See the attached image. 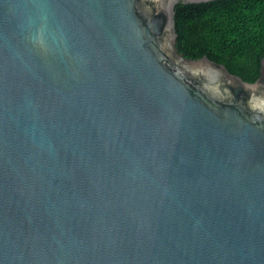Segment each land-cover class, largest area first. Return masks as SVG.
I'll use <instances>...</instances> for the list:
<instances>
[{
  "label": "water",
  "instance_id": "1",
  "mask_svg": "<svg viewBox=\"0 0 264 264\" xmlns=\"http://www.w3.org/2000/svg\"><path fill=\"white\" fill-rule=\"evenodd\" d=\"M205 1L0 0V264H264V52H178Z\"/></svg>",
  "mask_w": 264,
  "mask_h": 264
},
{
  "label": "trees",
  "instance_id": "2",
  "mask_svg": "<svg viewBox=\"0 0 264 264\" xmlns=\"http://www.w3.org/2000/svg\"><path fill=\"white\" fill-rule=\"evenodd\" d=\"M175 46L187 58L210 60L253 82L264 52V0H209L174 6Z\"/></svg>",
  "mask_w": 264,
  "mask_h": 264
}]
</instances>
